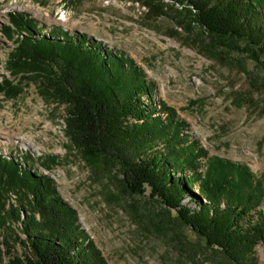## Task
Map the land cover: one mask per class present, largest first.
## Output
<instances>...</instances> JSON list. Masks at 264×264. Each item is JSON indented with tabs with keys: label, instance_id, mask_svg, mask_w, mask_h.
Listing matches in <instances>:
<instances>
[{
	"label": "trees",
	"instance_id": "obj_1",
	"mask_svg": "<svg viewBox=\"0 0 264 264\" xmlns=\"http://www.w3.org/2000/svg\"><path fill=\"white\" fill-rule=\"evenodd\" d=\"M154 1L139 0L163 15L162 0ZM170 1L186 5L212 34L245 40L253 53L264 55V0ZM8 18L1 28L12 42L7 67L16 81L30 78L42 95L65 105L69 149L92 167L103 158L119 161L133 193L150 188L152 198L174 210L208 245L236 264H255V248L264 245V176L208 156L176 110L155 99L154 84L151 89L133 59L84 34L85 41L68 31L54 36L26 13ZM21 91L20 83L6 77L0 82L7 99ZM55 163V157L39 162L47 170ZM188 195L195 209L184 204ZM11 222L20 224L26 238L14 231L4 234L1 263L8 257L7 264H108L54 181L29 167L24 157L0 153V228L11 230ZM16 244L23 248L20 256L14 254Z\"/></svg>",
	"mask_w": 264,
	"mask_h": 264
},
{
	"label": "rangeland",
	"instance_id": "obj_2",
	"mask_svg": "<svg viewBox=\"0 0 264 264\" xmlns=\"http://www.w3.org/2000/svg\"><path fill=\"white\" fill-rule=\"evenodd\" d=\"M160 5L163 15L139 0H0V82L6 77L23 90L16 99L0 94V153L24 157L54 181L108 264H236L152 198L150 188L133 193L119 161L103 158L92 167L69 149L65 105L42 95L30 78L16 81L7 67L12 42L1 28L10 13H26L54 36L68 31L85 41L84 34L133 59L155 86V99L176 110L208 156L264 176V55L245 40L212 34L186 5ZM51 157L56 163L50 170L39 164ZM184 204L196 208L190 195ZM10 228H0V240L12 231L26 238L18 222ZM13 250L20 256L23 248L16 244ZM253 258L264 264L263 244ZM8 262L6 257L0 264Z\"/></svg>",
	"mask_w": 264,
	"mask_h": 264
}]
</instances>
